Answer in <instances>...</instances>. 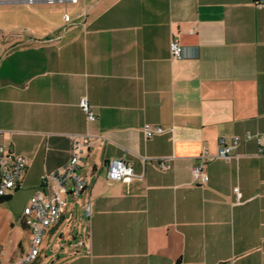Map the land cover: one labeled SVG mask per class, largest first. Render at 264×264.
Returning <instances> with one entry per match:
<instances>
[{"label":"crops","instance_id":"obj_1","mask_svg":"<svg viewBox=\"0 0 264 264\" xmlns=\"http://www.w3.org/2000/svg\"><path fill=\"white\" fill-rule=\"evenodd\" d=\"M0 131L27 162L19 188L35 191L73 135L93 137L87 187L48 230L79 215L78 239L52 264H264V0H0ZM114 158L136 177L107 179ZM11 208L0 202V264H18L31 237L23 251Z\"/></svg>","mask_w":264,"mask_h":264},{"label":"built area","instance_id":"obj_2","mask_svg":"<svg viewBox=\"0 0 264 264\" xmlns=\"http://www.w3.org/2000/svg\"><path fill=\"white\" fill-rule=\"evenodd\" d=\"M53 3L55 0H47ZM64 1V0H58ZM75 2L76 0H70ZM65 20H68V15H64ZM170 56L173 59H181L183 57V47L179 44L177 38H173L168 44ZM80 106L86 118L95 119V115L85 98L81 99ZM162 129L155 127L149 129L145 126V134L151 137L154 134L160 133ZM1 135V131H0ZM93 137L84 135L71 137V152L64 166L44 174L40 180L42 190L35 191L29 195L25 201L24 207L21 210L23 216V226L29 231L30 239L27 252L20 258L18 264H33L40 252L43 238L51 226L56 224L65 210L66 202L64 195L67 193L73 194V197L79 196L87 187L86 180L78 174L79 162L81 155L85 152L86 147L92 143ZM240 142L238 137H233L231 143L225 144L221 140L218 147L217 156L225 160L233 157L232 151ZM212 156L205 150L197 156V163L191 170V175L194 184H205L207 177L204 173V163ZM143 161L146 158H142ZM161 171L169 168L163 158L156 159ZM27 162L22 156H12L6 151L0 141V197H8L13 191L19 188L20 181L26 169ZM132 166L124 158H114L107 163L106 177L109 180L117 182H130L136 175L132 171ZM237 198L240 193L237 189L234 190ZM81 244V242H79Z\"/></svg>","mask_w":264,"mask_h":264},{"label":"rangeland","instance_id":"obj_3","mask_svg":"<svg viewBox=\"0 0 264 264\" xmlns=\"http://www.w3.org/2000/svg\"><path fill=\"white\" fill-rule=\"evenodd\" d=\"M11 20H14L11 16ZM69 215V214H68ZM80 216L71 222H63L59 229H55L52 234L46 233L43 238L40 252V261L41 263L37 264H52L53 260L62 253H66L74 250V246L77 242V231L75 227L80 223ZM30 237L29 233L22 228L19 229V234L17 239L21 242L23 251L26 250V239ZM7 242V241H6ZM5 242V243H6ZM27 252V251H26ZM19 255V252H18ZM21 255V254H20Z\"/></svg>","mask_w":264,"mask_h":264},{"label":"water","instance_id":"obj_4","mask_svg":"<svg viewBox=\"0 0 264 264\" xmlns=\"http://www.w3.org/2000/svg\"><path fill=\"white\" fill-rule=\"evenodd\" d=\"M35 192L34 189L30 188H18L15 189L13 193L10 195V199L8 200L11 205V210L15 214H20L22 208L24 207L25 201L29 195Z\"/></svg>","mask_w":264,"mask_h":264},{"label":"trees","instance_id":"obj_5","mask_svg":"<svg viewBox=\"0 0 264 264\" xmlns=\"http://www.w3.org/2000/svg\"><path fill=\"white\" fill-rule=\"evenodd\" d=\"M9 199H10V196H8V197H4V198H1V197H0V202H1V203H3V202H7ZM175 264H180L179 259L175 262Z\"/></svg>","mask_w":264,"mask_h":264}]
</instances>
